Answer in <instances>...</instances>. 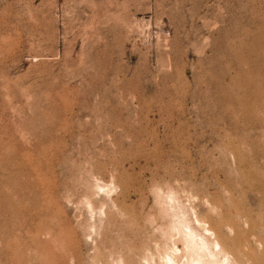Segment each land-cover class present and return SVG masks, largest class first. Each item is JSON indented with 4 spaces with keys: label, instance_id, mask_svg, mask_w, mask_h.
Here are the masks:
<instances>
[{
    "label": "rangeland",
    "instance_id": "1",
    "mask_svg": "<svg viewBox=\"0 0 264 264\" xmlns=\"http://www.w3.org/2000/svg\"><path fill=\"white\" fill-rule=\"evenodd\" d=\"M182 217L264 264V0H0V264H165Z\"/></svg>",
    "mask_w": 264,
    "mask_h": 264
},
{
    "label": "bare ground",
    "instance_id": "2",
    "mask_svg": "<svg viewBox=\"0 0 264 264\" xmlns=\"http://www.w3.org/2000/svg\"><path fill=\"white\" fill-rule=\"evenodd\" d=\"M195 221L204 233L215 239V233L206 227V224L201 223L197 217H195ZM178 223L181 226L179 232L184 237V254L181 255V251L176 247L172 255L165 260V264H179L182 259H184L182 264H231L218 241L214 240L215 242L212 243L204 233L198 232L185 217L180 218Z\"/></svg>",
    "mask_w": 264,
    "mask_h": 264
}]
</instances>
